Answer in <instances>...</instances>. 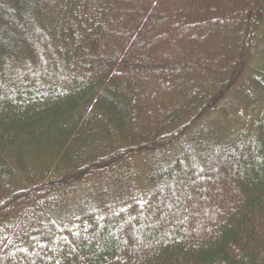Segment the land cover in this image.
<instances>
[{"label": "trees", "instance_id": "1", "mask_svg": "<svg viewBox=\"0 0 264 264\" xmlns=\"http://www.w3.org/2000/svg\"><path fill=\"white\" fill-rule=\"evenodd\" d=\"M0 264H264V0H0Z\"/></svg>", "mask_w": 264, "mask_h": 264}, {"label": "rangeland", "instance_id": "2", "mask_svg": "<svg viewBox=\"0 0 264 264\" xmlns=\"http://www.w3.org/2000/svg\"><path fill=\"white\" fill-rule=\"evenodd\" d=\"M180 47H183V46H180ZM181 49L182 48H180V50H178L179 51V53H176L178 56H180L181 55ZM175 52H177V51H175ZM155 96H156V99L158 100V104H163V106L165 107L166 106V104L167 105H169L170 103L169 102H166V100H167V97H165V96H162L161 95V93H156V94H154ZM155 99V100H156ZM157 102V101H156ZM155 104H157V103H155Z\"/></svg>", "mask_w": 264, "mask_h": 264}]
</instances>
